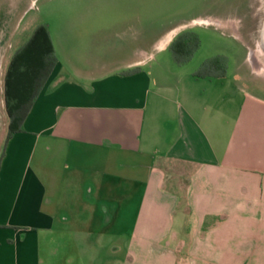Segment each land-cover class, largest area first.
Instances as JSON below:
<instances>
[{"label":"crops","instance_id":"obj_1","mask_svg":"<svg viewBox=\"0 0 264 264\" xmlns=\"http://www.w3.org/2000/svg\"><path fill=\"white\" fill-rule=\"evenodd\" d=\"M47 27L56 62L0 154V264H264V95L152 59L179 27L72 71Z\"/></svg>","mask_w":264,"mask_h":264},{"label":"rangeland","instance_id":"obj_2","mask_svg":"<svg viewBox=\"0 0 264 264\" xmlns=\"http://www.w3.org/2000/svg\"><path fill=\"white\" fill-rule=\"evenodd\" d=\"M40 22L49 24L56 53L71 71L91 68L127 29H145L147 45L172 27L194 30L200 45L183 65L172 62L169 50L151 47V58L188 71L208 56L225 54L226 81L237 78L264 95V0H0V153L8 123L6 67L21 39Z\"/></svg>","mask_w":264,"mask_h":264},{"label":"trees","instance_id":"obj_3","mask_svg":"<svg viewBox=\"0 0 264 264\" xmlns=\"http://www.w3.org/2000/svg\"><path fill=\"white\" fill-rule=\"evenodd\" d=\"M199 45L198 33L186 29L171 40L168 49L172 60L176 64H183L192 57ZM55 62L56 55L47 24L40 22L27 37L21 39L6 67L4 101L8 123L2 148L7 138L20 129L26 112ZM227 63L228 58L225 54L208 56L193 71V75L223 76L226 74ZM136 68L127 69L126 72Z\"/></svg>","mask_w":264,"mask_h":264}]
</instances>
